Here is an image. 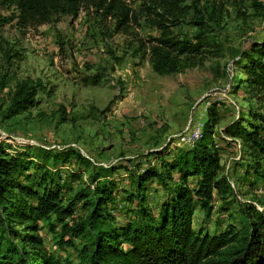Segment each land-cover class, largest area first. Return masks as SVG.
<instances>
[{
  "label": "trees",
  "instance_id": "trees-1",
  "mask_svg": "<svg viewBox=\"0 0 264 264\" xmlns=\"http://www.w3.org/2000/svg\"><path fill=\"white\" fill-rule=\"evenodd\" d=\"M6 1L18 8L23 30L47 24L56 15L77 17L82 9H94L112 19L117 32L130 34L145 16L159 35L141 41L139 51L159 75L199 68L224 54L215 28L205 20L189 22L193 32L175 34L185 21L178 16L187 0H148L140 11L124 0ZM250 1L263 13L264 4ZM240 56L236 63L245 76L235 84L248 101L250 116L247 120L242 116L225 132L240 141L248 155V162L239 165L246 183L255 188L264 181V110L254 103L264 107V36ZM41 88L47 92L41 81L19 83L6 117L37 107ZM219 119L217 109L209 108L195 147L182 148L173 157L151 153L148 158L158 155L159 163H136L128 180L117 179L113 166H97L74 149L43 148L44 155L36 157L1 143L0 264H264V210L254 203L239 210L228 208L235 205L230 197L236 186L222 164L221 149L231 142L221 135L218 142L215 137ZM224 141L227 144H220ZM82 173H90L89 186H76ZM155 183L165 192L156 204L150 198ZM216 205L229 213L233 222L228 228L212 234L195 227L196 214L211 217ZM54 215L63 224L54 236L59 235L61 247H73L77 262L47 251L42 222L48 220L56 230Z\"/></svg>",
  "mask_w": 264,
  "mask_h": 264
},
{
  "label": "rangeland",
  "instance_id": "rangeland-1",
  "mask_svg": "<svg viewBox=\"0 0 264 264\" xmlns=\"http://www.w3.org/2000/svg\"><path fill=\"white\" fill-rule=\"evenodd\" d=\"M124 1L140 11L148 0ZM182 8L178 19L185 21L175 34L193 32L189 22L205 20L215 28L224 54L199 68L159 75L139 51L141 41L159 35L145 16L130 34L117 32L115 22L94 9H82L77 17L56 15L47 24L23 30L18 8L0 0V144H12L36 157L44 155L43 148L74 149L97 166H113L117 179L128 180L136 163H159L158 155L148 158L151 153L173 157L188 147L185 136L199 122H206L209 108L214 107L220 117L215 137L218 142L220 135L231 142L221 149L225 173L236 186L230 197L235 205L228 208L239 210L254 203L264 210V181L255 188L246 183L239 164L249 157L241 142L225 132L242 116L245 120L250 116L248 101L235 84L245 76L236 62L240 52L263 38L264 11L260 13L250 0H187ZM40 81L47 88V92L40 89V104L7 118L18 84ZM254 103L264 110L262 103ZM89 176L84 173L76 186H89ZM164 194L155 183L151 201L156 204ZM217 205L211 217L196 214L195 227L212 234L226 230L233 221ZM54 220L59 224L56 230L48 220L42 222L47 251L77 262L73 247H61L59 235L54 236L53 231L60 233L63 225L55 215ZM78 244L82 246L80 240Z\"/></svg>",
  "mask_w": 264,
  "mask_h": 264
},
{
  "label": "built area",
  "instance_id": "built-area-1",
  "mask_svg": "<svg viewBox=\"0 0 264 264\" xmlns=\"http://www.w3.org/2000/svg\"><path fill=\"white\" fill-rule=\"evenodd\" d=\"M205 127V121L199 122L196 126H194L193 130H191V132H189L186 136H185V144L188 147H195L202 135V132L204 130ZM60 147V146H58ZM55 148V147H52ZM233 186H235V182L232 181Z\"/></svg>",
  "mask_w": 264,
  "mask_h": 264
}]
</instances>
